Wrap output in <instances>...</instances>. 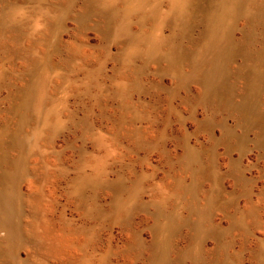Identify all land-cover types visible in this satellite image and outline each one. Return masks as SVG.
I'll use <instances>...</instances> for the list:
<instances>
[{"label": "rangeland", "instance_id": "rangeland-1", "mask_svg": "<svg viewBox=\"0 0 264 264\" xmlns=\"http://www.w3.org/2000/svg\"><path fill=\"white\" fill-rule=\"evenodd\" d=\"M0 264H264V0H0Z\"/></svg>", "mask_w": 264, "mask_h": 264}]
</instances>
